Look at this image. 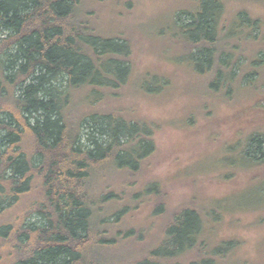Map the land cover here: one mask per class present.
Masks as SVG:
<instances>
[{
    "label": "trees",
    "instance_id": "1",
    "mask_svg": "<svg viewBox=\"0 0 264 264\" xmlns=\"http://www.w3.org/2000/svg\"><path fill=\"white\" fill-rule=\"evenodd\" d=\"M112 4L0 0V264H224L234 249L232 238H206L216 207L193 198L169 208L159 179H138L155 153L157 123L125 96L186 89L195 101L179 118L185 127L200 109L218 119V100L250 97L264 111L263 20L224 0L172 7L159 21L169 38L151 35L182 73L178 85L179 74L165 68L132 76L134 35L96 22ZM261 124L239 126L218 155L224 180L252 174L247 189L260 187L262 207ZM143 204L149 213L136 219Z\"/></svg>",
    "mask_w": 264,
    "mask_h": 264
},
{
    "label": "rangeland",
    "instance_id": "2",
    "mask_svg": "<svg viewBox=\"0 0 264 264\" xmlns=\"http://www.w3.org/2000/svg\"><path fill=\"white\" fill-rule=\"evenodd\" d=\"M112 1L110 7L102 6L96 22L110 29H126L134 35L132 76L137 77L147 68H165L171 73L179 74L177 84L181 85L184 82L182 73L160 57V44L151 34L163 30L166 36L161 37L160 41H166L169 32L164 26L165 21L163 24H159V21L172 7L185 0H130L131 6H125V9L121 8V5H115L118 0ZM224 2L230 11L243 7L252 15H259L263 20L264 29V0ZM117 7L118 11H122L118 15L122 19L115 20L112 26ZM191 98L192 95L186 89L169 93L166 98L161 99L142 95L125 96L126 101L139 107L141 117L157 123L153 133L155 153L143 165L138 179H159L169 208L188 203L193 198L199 206L216 207V212H221L219 220L210 224L205 234L212 242L233 239L234 249L224 259V264H264V206L258 204L261 202L259 198H262V191L259 186L247 189L252 174L239 172L224 180L221 177L218 155L222 141L233 138L240 129L239 126L262 125L264 111L252 108L255 99L250 97L244 96L234 101L218 100V119L212 118L210 120L213 123L210 122L208 113L200 109L195 125L185 127L179 124V118L194 103L195 100L190 101ZM212 124L218 131L217 135L211 131ZM247 199L254 203H247ZM149 209L150 206L143 204L136 214V219L145 218ZM162 219V216L155 217L156 224Z\"/></svg>",
    "mask_w": 264,
    "mask_h": 264
}]
</instances>
